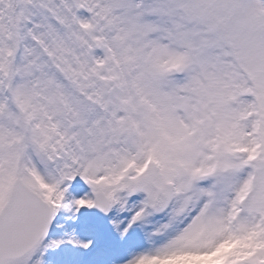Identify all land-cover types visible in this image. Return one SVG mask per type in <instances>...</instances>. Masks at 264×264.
Wrapping results in <instances>:
<instances>
[{"label":"snow or ice","instance_id":"snow-or-ice-1","mask_svg":"<svg viewBox=\"0 0 264 264\" xmlns=\"http://www.w3.org/2000/svg\"><path fill=\"white\" fill-rule=\"evenodd\" d=\"M0 264H264V0H0Z\"/></svg>","mask_w":264,"mask_h":264}]
</instances>
